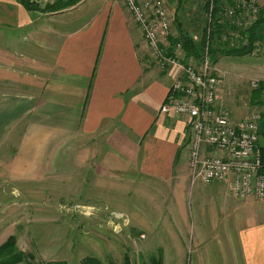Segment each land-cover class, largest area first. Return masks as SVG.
Listing matches in <instances>:
<instances>
[{
	"label": "crops",
	"instance_id": "obj_1",
	"mask_svg": "<svg viewBox=\"0 0 264 264\" xmlns=\"http://www.w3.org/2000/svg\"><path fill=\"white\" fill-rule=\"evenodd\" d=\"M30 1L37 9L0 0L5 177L39 183L61 170L63 180L89 178L97 192L126 201L169 188L176 228L188 217L223 264H264V199H235L228 182L190 184L188 128L159 112L173 75L151 60L120 0H80L56 12ZM235 111L237 122L244 112ZM188 188L195 221L183 200Z\"/></svg>",
	"mask_w": 264,
	"mask_h": 264
},
{
	"label": "rangeland",
	"instance_id": "obj_2",
	"mask_svg": "<svg viewBox=\"0 0 264 264\" xmlns=\"http://www.w3.org/2000/svg\"><path fill=\"white\" fill-rule=\"evenodd\" d=\"M205 1L166 0L174 37L180 24L190 36L200 38L206 17ZM220 2L222 8L244 7V11L240 9L241 15L248 13L246 7L254 6L258 12L250 26L258 20L260 13L264 18V0ZM239 19L242 20V16ZM231 29L224 30L220 37L222 46L229 49L222 39ZM260 35L259 42L264 45V26ZM216 58L217 62H211V65L216 68L215 74L222 85L218 93L221 107L244 112L239 121L253 112L262 114L264 104L256 102L264 99V90L261 96L256 97L254 93L264 86V55L233 57L218 54ZM58 158L61 160L62 156ZM53 173V177L35 183L11 181L5 177V170L0 169V245L13 237L17 251L29 264L52 261L78 264L88 256L103 264H123L125 256L130 264H150L149 258L159 249L162 264H223L220 251L213 250V242H205L203 237L200 240L195 229L186 226L188 217L181 220V227H175L171 209L174 193H170L169 188L161 194L144 196V202L138 192V196H131L130 201H126L119 194L105 195L106 188L102 189L103 194L99 189L97 192L89 178L66 181L61 178V170ZM184 195L190 220L195 221V214L191 212V190L188 188L183 194V200ZM113 198L119 201H113Z\"/></svg>",
	"mask_w": 264,
	"mask_h": 264
},
{
	"label": "built area",
	"instance_id": "obj_3",
	"mask_svg": "<svg viewBox=\"0 0 264 264\" xmlns=\"http://www.w3.org/2000/svg\"><path fill=\"white\" fill-rule=\"evenodd\" d=\"M56 1L43 0L50 4ZM120 2L137 26L151 60L160 70L173 75L159 112L181 118L188 128L183 158L190 184L207 186L228 182L235 199H264V172L258 146L260 113L253 112L235 122L221 107L218 93L222 85L207 48L197 60L192 56L186 58L180 43H169L176 37L166 0ZM235 7L224 8L219 16L220 23L226 21L232 26V31L225 32L222 39L230 48L248 44L245 33L258 12L249 5L246 7L248 13L241 15L244 7ZM261 54L264 55V45L257 41L252 44L250 55Z\"/></svg>",
	"mask_w": 264,
	"mask_h": 264
},
{
	"label": "trees",
	"instance_id": "obj_4",
	"mask_svg": "<svg viewBox=\"0 0 264 264\" xmlns=\"http://www.w3.org/2000/svg\"><path fill=\"white\" fill-rule=\"evenodd\" d=\"M80 0H58L52 5H47L45 8L40 9L43 12H56L58 10L67 9L77 4ZM24 5L28 9H37L34 2L30 0H23ZM225 8V7H223ZM222 4L220 0H206L203 6L205 13L204 26L201 31L200 38H194L185 32L180 24L177 25V36L175 39H170L169 43L173 45L175 42L180 43L182 51L185 57L190 56L199 60L205 48H207L210 61L214 64L217 62L216 55L222 56H247L250 55L252 44L262 39L260 30L264 26L263 14H259L258 20L246 30L248 44L246 46H240L238 48H225L222 46L220 37L223 31L232 28L226 21L220 23V14L222 13ZM264 90V86L261 89H256V97L260 95L261 91ZM264 95V94H263ZM259 105L264 104V99L256 102ZM259 122V135L264 138V111L262 112ZM262 164L264 166V149H260ZM264 168V167H263ZM161 250L159 249L155 256L149 258L150 264H162ZM28 260L25 259L24 255L17 251L15 247V239L9 237L5 243L0 245V264H29ZM45 264H67L64 261H52ZM78 264H103L100 260L95 257H85L80 260ZM123 264H130L127 256L123 259Z\"/></svg>",
	"mask_w": 264,
	"mask_h": 264
},
{
	"label": "water",
	"instance_id": "obj_5",
	"mask_svg": "<svg viewBox=\"0 0 264 264\" xmlns=\"http://www.w3.org/2000/svg\"><path fill=\"white\" fill-rule=\"evenodd\" d=\"M258 146L260 149H264V138L262 136L258 137Z\"/></svg>",
	"mask_w": 264,
	"mask_h": 264
}]
</instances>
